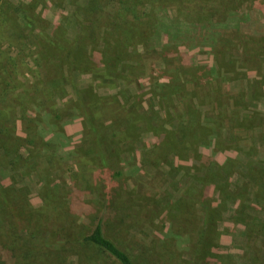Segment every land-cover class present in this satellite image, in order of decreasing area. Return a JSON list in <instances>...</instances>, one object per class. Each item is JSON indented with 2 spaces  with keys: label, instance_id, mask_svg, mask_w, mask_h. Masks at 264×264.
<instances>
[{
  "label": "rangeland",
  "instance_id": "obj_1",
  "mask_svg": "<svg viewBox=\"0 0 264 264\" xmlns=\"http://www.w3.org/2000/svg\"><path fill=\"white\" fill-rule=\"evenodd\" d=\"M81 2L0 0V264H120L98 213L135 264H264V0H101L134 11L113 59Z\"/></svg>",
  "mask_w": 264,
  "mask_h": 264
},
{
  "label": "trees",
  "instance_id": "obj_2",
  "mask_svg": "<svg viewBox=\"0 0 264 264\" xmlns=\"http://www.w3.org/2000/svg\"><path fill=\"white\" fill-rule=\"evenodd\" d=\"M101 0H83V2H81L82 5H79L76 8L77 12L80 11H84L86 13V23L87 25L91 28H93L95 30H98L97 35L100 36L101 39V48H102V56L104 57V59H106L105 57H110L113 59V56L117 57L121 55V50H120V45L125 41L126 38V34L132 33L131 31H129L128 28V24L131 22V18H133V9L132 7H125V4L123 2L120 3L119 7L116 8V10L111 13V16L109 14V12L102 8L101 6ZM125 13H129V14H125ZM130 16V17H129ZM207 21V20H206ZM177 21L173 22V25L171 26V30L174 31V29L177 32H180L179 29L181 28L180 25H178V23H176ZM160 23L158 22L156 24V28L157 30L159 29V31L161 30L159 26ZM164 25V23H163ZM169 26V28H170ZM164 28H166L165 26H163ZM198 27V26H197ZM169 28L167 29L168 32H166V34L172 38L177 37V35H171L172 31H169ZM199 30L201 29H205L204 27L202 28V26L198 27ZM136 34L140 35V33L138 32L137 29H135ZM175 33V32H174ZM159 34V33H158ZM156 35V38H159V35ZM179 34V33H178ZM129 35V34H128ZM132 35V34H131ZM213 38V37H212ZM88 116V115H87ZM96 116L95 113H93L90 116L91 120H94V117ZM242 121V120H241ZM96 122V121H95ZM188 124H190L189 122H187ZM192 126L191 130L192 133L193 131H196L198 133V139H201V141H205L208 142L211 137H210V129H207L204 126H201L200 123H192L190 124ZM97 126V125H96ZM98 129V127H97ZM131 132V131H130ZM231 136H233L234 138H237L238 134L235 132H232V134H230ZM170 136H168V139H170ZM128 137V136H127ZM186 135H184L183 137V147L181 145H177V147H174V142H172L173 144L171 146H173L172 151L176 150V154L180 155V152L178 151H182L185 146H189V148L192 146L193 142H190L189 140L185 141ZM207 140V141H206ZM205 142H201V143H205ZM101 147L103 148V146L101 145ZM99 147V149L101 148ZM192 148V147H191ZM187 149V147H186ZM94 153V150H92ZM105 151V149H104ZM97 153H94V155H96ZM101 155L104 157V153L101 152ZM256 158H258V161L261 162L264 160V144L262 143L259 151L257 153ZM80 163V162H78ZM104 163L106 165H110V159L106 160L104 157ZM155 164V163H153ZM167 166V169H171L173 166H168L170 165V163L165 164ZM213 167L218 168L216 171L218 172V174L215 175V179L212 181L215 184L216 189L221 193H226L227 194V190L226 188L230 187L233 188L234 185H232V182H228L229 177L227 178H223V176L219 173V171L222 169L225 170V168H221L220 165H216L213 164ZM225 167H228V165H226ZM213 170L210 169L208 170V172H211ZM121 175V172H115L114 176L118 177ZM240 178V176H238ZM260 180V178H259ZM225 194V195H226ZM151 200V198H149ZM188 201L189 200H183L181 202V204L175 209L177 215L179 218H183L185 217V212L187 211V208H189L188 206ZM185 209H184V207ZM50 204L45 201L44 205L41 209L37 210L36 216L34 218V220L36 222H42V224L45 225V227L47 228H55L54 224L47 220L46 215H49V210H50ZM180 210V211H179ZM221 208H217V210H210V213H207V217L209 219H211L212 217L215 216V214H218L220 212ZM184 212V214L182 213ZM99 214V213H98ZM96 214V216L94 217L93 221L91 222L92 224L90 225V227H88L87 232L85 234H83L82 236V242H85L86 245L91 246V247H95L107 254H109L110 256H112L113 258H115L120 264H135L133 262V260L131 259V257L125 253L124 251H122L113 241H111L110 239L107 238L106 236V231L104 229V220L102 218V216Z\"/></svg>",
  "mask_w": 264,
  "mask_h": 264
}]
</instances>
